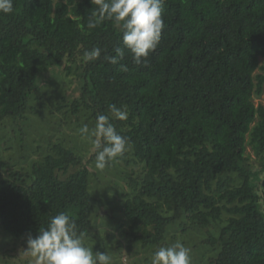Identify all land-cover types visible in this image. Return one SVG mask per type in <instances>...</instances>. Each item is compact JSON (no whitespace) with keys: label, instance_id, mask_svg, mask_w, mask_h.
Returning <instances> with one entry per match:
<instances>
[{"label":"trees","instance_id":"trees-1","mask_svg":"<svg viewBox=\"0 0 264 264\" xmlns=\"http://www.w3.org/2000/svg\"><path fill=\"white\" fill-rule=\"evenodd\" d=\"M13 5L12 14L0 13V129L28 120L41 102L54 106L69 134L80 124L94 128L109 105L126 107L128 119L111 122L129 141L117 158L128 172V248L154 252L178 237L185 246L195 232L192 249L203 246L199 259L209 264H264V104L254 102L264 95V0H164L147 66L126 49L119 63L104 60L123 47L122 33L112 21L87 27L91 0ZM93 47L100 58L84 62ZM52 77L61 78L54 97L43 90ZM64 135L49 139L43 159L0 169V228L14 239L35 237L59 213L83 239L93 227V138L88 157Z\"/></svg>","mask_w":264,"mask_h":264},{"label":"clouds","instance_id":"clouds-1","mask_svg":"<svg viewBox=\"0 0 264 264\" xmlns=\"http://www.w3.org/2000/svg\"><path fill=\"white\" fill-rule=\"evenodd\" d=\"M95 6L91 12L89 29L105 21H112L122 33L123 47H117L115 55H105L104 60L115 65L125 58V49L136 65L147 66L152 53L161 39L164 0H91ZM13 0H0V13L12 14ZM101 49L93 47L83 53L84 62L95 61ZM127 71L126 65H121ZM109 115L98 114L93 129L84 125L80 132L92 139L95 150V168L104 171L112 161L128 150L129 141L116 131L112 120L126 121V107L109 105ZM2 171V170H0ZM26 254L32 264H113L112 257L105 251L86 247L78 234L74 219L65 213L53 216L45 228L26 239ZM151 264H191V249L177 240L169 246H160L150 256Z\"/></svg>","mask_w":264,"mask_h":264},{"label":"rangeland","instance_id":"rangeland-1","mask_svg":"<svg viewBox=\"0 0 264 264\" xmlns=\"http://www.w3.org/2000/svg\"><path fill=\"white\" fill-rule=\"evenodd\" d=\"M62 69L63 66L56 68L59 71ZM59 79L61 78L52 77L47 81V86L51 88L47 89L46 87L43 90H46L52 97L60 93L62 90L55 88L59 83ZM77 83V81H74V87L71 85L72 87L68 90L63 89L64 92L67 90L66 95L74 96L76 94L75 86H77ZM254 102L255 104L259 102L264 104V95L255 97ZM31 105H34L32 99ZM53 107V105L45 106L41 102V104L34 107L33 114L29 116L28 120L23 119L15 123L12 122L6 125L5 130L0 129V132L3 133L0 139V169L3 168L4 164H8V167H23L25 163L32 164L33 161L43 159L45 144L47 145L51 137L56 139L57 136L61 135V132L67 135L66 137L64 135V137L66 138L65 143L69 144L68 147L82 156L88 155L89 157L91 153H87L90 152L91 148L90 137L79 132L84 125L80 124L81 128L75 134H69L72 130L58 124L62 116L58 111L52 110ZM51 110L52 113H50ZM82 122H84L83 119ZM88 127L90 130L93 129V127ZM38 146L42 147L43 150L39 151ZM2 147H10V149L2 150ZM248 151H251L249 147ZM251 156L254 157L253 154ZM124 164V159H115L102 172L95 168V161L90 164L91 173L88 177V191L95 199L91 215L93 227L89 235L83 239V242L86 247L92 248L93 252L105 251L112 257L113 264H151L150 256L153 251L141 250L140 253H136L134 249L128 248L129 242L121 234L123 229L121 227L123 222L121 206L123 196L126 193L122 189V182L123 180L126 182L124 177L128 175L127 170L123 167ZM194 233L187 236V244L185 245V247L191 249V264H209L208 259H199L202 258V251L205 249L203 246L199 245L197 248L192 249V245L196 244L197 240V236L193 235ZM166 238H169V234ZM185 239V237H182V239L178 237L174 242L177 240L181 242ZM170 243L166 246H169ZM26 247V242L23 239H14L0 228V264H32V257L25 252Z\"/></svg>","mask_w":264,"mask_h":264}]
</instances>
